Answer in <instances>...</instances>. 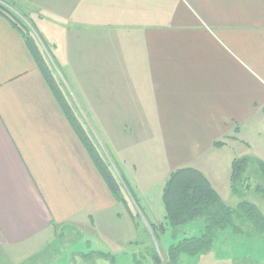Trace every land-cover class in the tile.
Masks as SVG:
<instances>
[{
  "label": "crops",
  "instance_id": "obj_1",
  "mask_svg": "<svg viewBox=\"0 0 264 264\" xmlns=\"http://www.w3.org/2000/svg\"><path fill=\"white\" fill-rule=\"evenodd\" d=\"M0 3L28 18L48 12L49 32H94L83 35L82 50L98 49V77L83 79L81 113L74 109L116 157L136 141L123 122L131 117L167 150L168 174L200 166L230 142L243 148L238 158L264 161V0ZM117 203L0 15V252L47 242L59 227L113 238Z\"/></svg>",
  "mask_w": 264,
  "mask_h": 264
},
{
  "label": "rangeland",
  "instance_id": "obj_2",
  "mask_svg": "<svg viewBox=\"0 0 264 264\" xmlns=\"http://www.w3.org/2000/svg\"><path fill=\"white\" fill-rule=\"evenodd\" d=\"M97 1L94 0L95 3ZM103 7L107 9L109 6ZM112 9L110 14L115 17L114 5ZM35 11L36 14L29 15V19L47 44L51 56L54 54L56 58L52 60L45 46L39 42L42 50L54 68L56 78L68 93L73 107L76 110L82 109L83 79L98 77V69L94 64L98 59V49L93 54L85 56L82 50L83 35L94 32H69L71 36L67 32H49L48 12L42 13L38 9ZM17 15L32 29L29 20L22 14ZM107 26L108 30L115 27L114 23ZM40 29L44 32H39ZM112 33L114 32H106L108 36ZM36 37L40 41V38ZM113 42V38L106 40L108 45ZM82 119L86 130L93 136L96 145L123 186L126 204L118 202L116 210H113L116 218L113 238H102L99 232L93 234L84 230L79 232L59 227L60 231L54 233L55 235L47 242L35 241L20 246L19 249L0 252V264L169 263L168 249L183 239L200 236L205 223L203 218H198L176 227L167 224L161 201L165 178L171 170V165L164 158L167 150L161 149V144L148 141L142 129H137L139 118L135 120L127 117L123 118V122L132 126L130 136L136 141L133 143L125 141L123 155L116 157V152L104 146L93 129L92 122L85 116H81ZM136 133L142 140L137 141ZM98 141H101L102 145ZM243 152L239 144L230 142L221 150L208 151L200 160L202 161L200 166L195 168L205 173L222 201L231 209H236L240 202H249L264 219V175L257 161L249 156L248 164L239 179L233 183L230 180L231 162L242 156ZM263 223L257 224L244 216H236L232 224L212 230L209 250L194 255L181 252L176 261L169 264H264ZM148 224L155 227L150 229ZM159 224L164 225V230L157 228ZM155 256H158L159 263Z\"/></svg>",
  "mask_w": 264,
  "mask_h": 264
},
{
  "label": "trees",
  "instance_id": "obj_3",
  "mask_svg": "<svg viewBox=\"0 0 264 264\" xmlns=\"http://www.w3.org/2000/svg\"><path fill=\"white\" fill-rule=\"evenodd\" d=\"M0 15L20 34L38 72L50 89L64 117L87 152L106 187L117 202L126 204L120 179L105 160L92 136L87 132L81 118L77 116L68 93L60 80L56 78L54 68L48 62L39 42L45 46L47 53L51 56L47 44L36 32L28 17L23 15L24 18L29 20L32 29L16 13L2 3H0ZM36 36L40 38V41L37 40ZM52 60L54 59L52 58ZM222 143L216 141L213 145L221 146ZM247 164L248 159L246 157L232 160L231 183L239 179ZM257 164L264 175V161L258 160ZM161 200L165 210V219L171 227L183 225L198 218H203L205 223L204 231L200 236L183 239L177 245H172L168 249L169 263L175 262L181 252L194 255L209 250L212 242V230L229 223L232 224L233 218L236 216H244L257 224L264 222L254 205L249 202H240L236 209L227 206L205 175L193 167H179L168 174L162 189ZM134 201L136 203L135 199ZM148 225L150 229L155 227L154 225ZM157 228L164 230V225L159 224ZM155 257L159 263L158 256Z\"/></svg>",
  "mask_w": 264,
  "mask_h": 264
}]
</instances>
